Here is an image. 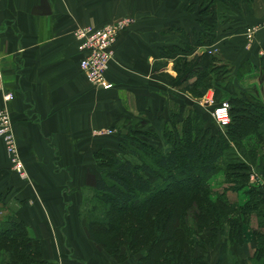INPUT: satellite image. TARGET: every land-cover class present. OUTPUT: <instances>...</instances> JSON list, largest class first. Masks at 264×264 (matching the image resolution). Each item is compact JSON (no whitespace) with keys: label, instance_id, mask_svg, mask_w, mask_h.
Segmentation results:
<instances>
[{"label":"crops","instance_id":"0c3cea01","mask_svg":"<svg viewBox=\"0 0 264 264\" xmlns=\"http://www.w3.org/2000/svg\"><path fill=\"white\" fill-rule=\"evenodd\" d=\"M179 3L170 20L166 0H0V109L11 116L27 174L24 180L13 173L0 137V193L16 202V216L39 240L45 261L137 263L136 255L122 261L109 254L80 217L86 192L101 176L94 155L101 148L123 152L120 134L127 126L142 123L160 136L166 125L176 121L179 128L177 120L193 111L207 117L209 106L189 88L194 70L209 66L211 56L219 53L226 62L248 65L243 77L264 104V26L252 46L244 40L247 26L264 21V11L244 13L229 4V22L215 23L206 45L195 38L206 33L197 25L200 13L187 14ZM119 18L131 24L114 46L106 72L111 85L94 87L79 67L81 51L73 33L79 26L101 27ZM185 44L191 48L185 51ZM178 58L184 65L178 70L193 60L188 78L175 70ZM6 93L12 100H5ZM205 94L217 95L211 89ZM110 128L113 134L98 133ZM228 248L226 264H258L253 242ZM195 250L205 264L219 256L215 248Z\"/></svg>","mask_w":264,"mask_h":264},{"label":"trees","instance_id":"16d2710c","mask_svg":"<svg viewBox=\"0 0 264 264\" xmlns=\"http://www.w3.org/2000/svg\"><path fill=\"white\" fill-rule=\"evenodd\" d=\"M221 1L232 2L244 13L256 15L264 11V0ZM227 9L230 10L229 5ZM216 62L211 57L209 66L194 70L190 92L198 95L195 87L201 80H224L225 73ZM191 73L190 70L185 78ZM221 84L232 94L228 102L230 123L225 127L227 137L238 145L247 135L260 137L258 128L264 118V104L255 99L251 89L239 91ZM205 121V114L193 111L184 117L181 132L174 124L166 125L162 135L167 137L165 147L141 140L137 128L129 126L128 132L120 134L123 152L101 148L94 155L101 176L91 190V203L84 219L95 239L114 258L125 261L131 255L139 256L135 264H205L202 257H195V249L200 247L204 251L217 249L219 256L214 264H226L229 246L253 242V259L264 264V187H246L249 166L240 161L226 165L227 178L239 181V186L229 190L246 188L250 200L238 205L230 204L225 195L210 198L206 179L220 168L217 164L230 146L227 139L214 136L209 126H203ZM261 139L260 150L264 147V138ZM262 170L264 175V167ZM87 203L86 199L83 211ZM256 206L260 207L258 225L250 229L241 214ZM229 207L233 209L230 214ZM16 213L14 210L0 219V254L9 252L10 257L0 264H56L43 259L39 240L30 236ZM123 248L125 254L121 253Z\"/></svg>","mask_w":264,"mask_h":264},{"label":"rangeland","instance_id":"374dc122","mask_svg":"<svg viewBox=\"0 0 264 264\" xmlns=\"http://www.w3.org/2000/svg\"><path fill=\"white\" fill-rule=\"evenodd\" d=\"M180 1H182L184 3L183 6V10H185V12L188 14V12H193L194 10L199 14L200 16V21H197V25L200 26V30H205L206 33H200V35H195V38L198 40H200L201 43H204L207 45V41H209L210 39L212 40L213 37L210 36V33H214L215 30H213V26H215V23H221V22H225L228 21L229 22V18L231 16L230 10L227 9L228 5H232V2L230 1H225L222 2L221 0H166L167 2V7H168V11H169V15L168 17L171 19H173V17L176 14L177 8L181 7V3H179ZM153 4L155 2H152ZM156 3H159L158 1H156ZM179 3V4H177ZM229 3V4H228ZM194 9V10H193ZM213 11V12H212ZM192 15V14H191ZM194 16L191 17V19L193 20ZM229 19V20H228ZM264 26V21H262L261 23H258L257 25H253V26H247V29H251L252 31V38L248 40L247 38V29H246V33H245V46L246 47H250L252 46V44L254 43V39L257 35V32L263 28ZM210 38V39H209ZM190 45V44H189ZM188 44H185V51L189 50L191 48V46L189 47ZM175 51V50H174ZM173 52V51H172ZM171 53V51H170ZM172 55V54H171ZM211 57H214L216 59V63L218 65L219 70L222 71V73H225V78L223 79H219L218 81H211V80H201V83H199V86L197 85V87H195V94L198 93V95H194L195 98H199L200 103L202 106L204 105V100L206 99L205 97L207 95H211V97L214 99V103H217L221 100H226V102H229L230 100V96L232 95L231 92H229L228 90H225L224 87L222 86L221 83H224L227 88H236L239 89V91H246L248 89H251V91H255L253 88V85H248L247 80L245 77H243V74L248 71V65H235L229 62L224 61V58L221 56V54L217 53L216 55H213ZM193 60L190 61V63L185 65V69H180V75L184 74V77L187 76V74L189 73V70L191 69V67L193 66L192 63ZM181 58L176 59L174 68L176 70V68L178 69L177 66H179L180 68L184 65L183 63H181ZM109 68V67H108ZM230 70V73H228ZM108 72V69H107ZM106 75V72H105ZM107 76V75H106ZM190 75H188L189 77ZM187 77V78H188ZM244 79H243V78ZM108 79V78H107ZM231 81V82H230ZM95 87V86H94ZM211 89L212 91H214L215 93H217V95L214 97L213 94H205V92L207 90ZM255 93V92H254ZM256 98V100L260 103H262L261 99L258 98V96L254 95ZM208 109H211L210 107H208ZM178 123V127L179 128H175L177 130V132H181V124L183 123V120H177ZM261 126L258 128V133H260V137H258L259 135H255V134H250L247 135L245 137V139L240 140L241 143L238 145L236 144V141H231L230 138H228L227 134H228V130L226 128H219L217 125L214 124L211 115L206 117V121L205 124H203V126H209L211 129V133L214 134V136H221L222 138L227 139V141L229 142V146L230 148L228 150L223 151L224 152V156L221 160V162L219 164H217V166H219L220 168L212 173L208 179H206V184L209 187V191L208 193L210 194V198L212 200H215L216 198L225 195L227 200L229 201L230 204H238V205H242L245 204L247 201L250 200V197L248 196V194L245 192L247 191L246 188L244 189H240V190H236V192H232L229 190V188L232 186H236L238 185L239 181L235 180L234 182H232V179H228L227 178V174H226V165L227 164H235L237 162H244V164H246L247 166H249V177H248V185L246 187L253 186L256 188V190L260 189L259 186H263L264 187V175L262 173V167H264V147H261L260 150V146H259V141L261 139V137L264 138V118L261 120ZM176 125V121L174 122V127ZM129 127V126H127ZM126 127V128H127ZM135 128H137V133H138V137H140L141 140L145 141V142H149L150 144L155 143V145H158L159 147H165L166 145V139L167 137L163 136H159L158 133L154 130H151V132H149L150 130H147L146 128L143 127L142 123L134 125ZM111 133L113 134L115 129L110 128ZM110 130H99L98 133L99 134H104V135H110L107 131ZM107 132V133H106ZM126 132H128V129H126ZM134 132V131H133ZM154 134H153V133ZM144 133L149 135H145ZM154 139V140H152ZM237 140V139H236ZM262 140V139H261ZM24 164V163H23ZM13 165V164H12ZM13 173L14 174H18L14 171L13 167H12ZM19 175V174H18ZM20 178H22L19 175ZM24 179V178H23ZM26 179V178H25ZM24 179V180H25ZM239 186V185H238ZM175 187V186H174ZM177 188V186L175 187ZM262 190V189H261ZM260 190V192H262ZM86 196H85V200L87 199L88 203L86 204V208L83 211L82 208L81 210H79L80 213V217H82L84 219V216L86 217V209L89 208V204L91 203V190H88L86 192ZM208 194V195H209ZM5 195V194H4ZM4 195L2 193H0V219H4L5 216H7L9 213L14 212V210H16L15 206H16V202L13 201H6V199H8L7 197H4ZM7 196V195H6ZM262 198H264V188H263V192H262ZM8 200H11V198H9ZM90 201V203H89ZM232 208L230 209V207L228 208L227 213L232 212ZM260 212V207H257L254 210H250L249 212H242L241 216H242V220L244 221V223L246 225H248L251 228L255 229L257 228L258 225V221L259 219L257 218V216L259 215L258 213ZM221 225V224H220ZM222 226V225H221ZM122 250H126V249H122ZM1 257L0 258V262L3 260H10L9 257V252H3L0 254Z\"/></svg>","mask_w":264,"mask_h":264},{"label":"built area","instance_id":"2783aa9c","mask_svg":"<svg viewBox=\"0 0 264 264\" xmlns=\"http://www.w3.org/2000/svg\"><path fill=\"white\" fill-rule=\"evenodd\" d=\"M131 24V20L127 18H119L117 21L106 23L104 26L83 25L73 33L78 42V48L81 51V59L79 60V67L82 73L86 75L89 82L102 89H108L111 85L107 79L105 72L109 67L111 59L115 54V44L120 36V31L127 25ZM248 40L252 38L251 29H247ZM2 75V68L0 66V78ZM13 94L6 93L4 98L8 102L12 100ZM204 100V105L209 106L210 115L214 124L219 128H225L230 123V107L226 100H221L219 103H214L211 95H207ZM10 114L6 108L0 109V137L5 141V147L11 156L12 167L16 173L22 178H27L25 174V166L23 160L19 157L18 147L16 146V139L13 133V123L10 119ZM112 130L107 131L109 134ZM106 132V133H107Z\"/></svg>","mask_w":264,"mask_h":264}]
</instances>
